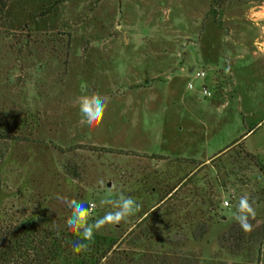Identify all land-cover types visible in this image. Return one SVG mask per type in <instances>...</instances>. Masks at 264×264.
I'll return each mask as SVG.
<instances>
[{
    "label": "rangeland",
    "instance_id": "obj_1",
    "mask_svg": "<svg viewBox=\"0 0 264 264\" xmlns=\"http://www.w3.org/2000/svg\"><path fill=\"white\" fill-rule=\"evenodd\" d=\"M91 93L106 111L87 127L77 101ZM0 118V226L57 232L58 264H264L233 218L246 193L247 236L264 225V175L242 152L264 166V0H13ZM121 192L140 211L80 257L66 201L93 205V224Z\"/></svg>",
    "mask_w": 264,
    "mask_h": 264
},
{
    "label": "clouds",
    "instance_id": "obj_2",
    "mask_svg": "<svg viewBox=\"0 0 264 264\" xmlns=\"http://www.w3.org/2000/svg\"><path fill=\"white\" fill-rule=\"evenodd\" d=\"M77 102L82 125L92 127L103 121L106 101L99 93L82 95ZM98 183L102 185L103 181H98ZM57 199L66 201V198L62 196H57ZM66 202L71 209L67 225L70 229L76 230L81 234V239L73 242L76 252L87 250V242L93 239L96 231L112 224H119L122 220L139 212L141 209V204L137 203L135 198L121 192L114 199L106 198L101 200L102 205L110 206L112 210L107 211L103 217L98 218L93 224H89L88 218L92 211L91 205L76 199ZM253 204L254 201H250L245 193L239 197L233 214V218L245 233H250L253 230V224L250 222V219H256V211Z\"/></svg>",
    "mask_w": 264,
    "mask_h": 264
},
{
    "label": "trees",
    "instance_id": "obj_3",
    "mask_svg": "<svg viewBox=\"0 0 264 264\" xmlns=\"http://www.w3.org/2000/svg\"><path fill=\"white\" fill-rule=\"evenodd\" d=\"M12 1L13 0H0V20L4 17L6 9ZM48 12L50 14L51 10L49 9ZM22 123L24 126L28 125V122L25 120ZM6 128L8 129V125H4V121L0 118V134H4ZM242 152L264 175V166L261 164L257 156L250 154L245 150H242ZM210 212L213 214V219L215 217L225 219L224 216L219 214L217 210L212 207L210 208ZM235 229L236 236H234V238L239 240V242H244L246 237H248L249 239L259 240L261 246H264V225L260 228L259 232L252 233L251 236H247V233L243 232L240 226L238 229ZM224 240H226V237ZM50 244L53 245L52 248H50ZM63 244L64 239L57 232H47L43 234L42 232H39L35 224L29 220L18 227H3L1 225L0 264H49L50 259L45 256L46 251L53 256L54 264H58L57 258ZM82 252H88V249L78 252L80 257ZM81 264H90V262L87 263L83 261Z\"/></svg>",
    "mask_w": 264,
    "mask_h": 264
},
{
    "label": "built area",
    "instance_id": "obj_4",
    "mask_svg": "<svg viewBox=\"0 0 264 264\" xmlns=\"http://www.w3.org/2000/svg\"><path fill=\"white\" fill-rule=\"evenodd\" d=\"M197 77H205V73L204 72L197 73ZM189 87L193 88L192 84H189ZM203 94L206 97L212 96V94L210 93V91L207 88H203ZM91 206H92V211H93L94 207H93V205H91ZM224 207H230V202L225 201L224 202Z\"/></svg>",
    "mask_w": 264,
    "mask_h": 264
},
{
    "label": "crops",
    "instance_id": "obj_5",
    "mask_svg": "<svg viewBox=\"0 0 264 264\" xmlns=\"http://www.w3.org/2000/svg\"><path fill=\"white\" fill-rule=\"evenodd\" d=\"M209 161H207L206 163H208ZM203 164H205V163H203Z\"/></svg>",
    "mask_w": 264,
    "mask_h": 264
}]
</instances>
